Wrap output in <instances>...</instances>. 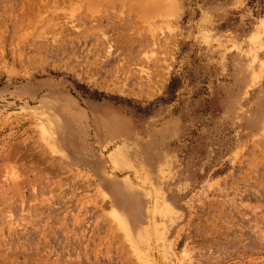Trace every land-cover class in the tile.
I'll use <instances>...</instances> for the list:
<instances>
[{
	"label": "rangeland",
	"instance_id": "374dc122",
	"mask_svg": "<svg viewBox=\"0 0 264 264\" xmlns=\"http://www.w3.org/2000/svg\"><path fill=\"white\" fill-rule=\"evenodd\" d=\"M0 264H264V0H0Z\"/></svg>",
	"mask_w": 264,
	"mask_h": 264
},
{
	"label": "bare ground",
	"instance_id": "6f19581e",
	"mask_svg": "<svg viewBox=\"0 0 264 264\" xmlns=\"http://www.w3.org/2000/svg\"><path fill=\"white\" fill-rule=\"evenodd\" d=\"M147 2H148V1H147ZM149 3H150V1H149ZM149 3H148V4H149ZM151 3H152V2H151ZM151 3H150V4H151ZM122 5H123V4H122ZM151 5H152V4H151ZM153 5H154V4H153ZM152 7H153V6H152ZM148 9H150V8H148ZM132 10H133V9H132ZM98 23H99V22H98ZM98 23H97V24H98ZM78 24H79V23H78ZM97 24H96V26H98ZM82 30H83V29H82ZM117 36H118V35H117ZM121 37H122V36H121ZM106 39H107V38H106ZM107 40H108V39H107ZM112 40H113V39H112ZM114 40H115V39H114ZM107 43H108V42H107ZM114 43H115V42H114ZM13 173H14V172H13ZM11 177H12V176H11ZM11 177H10V178H11ZM12 178H13V177H12ZM14 181H15V180H14ZM121 227H122V229L125 231V226H124V224H121Z\"/></svg>",
	"mask_w": 264,
	"mask_h": 264
}]
</instances>
